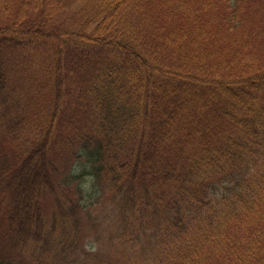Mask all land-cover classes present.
I'll return each mask as SVG.
<instances>
[{"label": "trees", "instance_id": "16d2710c", "mask_svg": "<svg viewBox=\"0 0 264 264\" xmlns=\"http://www.w3.org/2000/svg\"><path fill=\"white\" fill-rule=\"evenodd\" d=\"M3 53L43 54L53 93L0 164L13 220L59 156L70 213L119 220L114 264H264V0H0Z\"/></svg>", "mask_w": 264, "mask_h": 264}, {"label": "rangeland", "instance_id": "374dc122", "mask_svg": "<svg viewBox=\"0 0 264 264\" xmlns=\"http://www.w3.org/2000/svg\"><path fill=\"white\" fill-rule=\"evenodd\" d=\"M1 55L5 59L0 61V72L6 75L7 88L0 95V108L5 111L0 116V164L5 158H11L12 146L16 148L18 142L34 134V129L38 128V117L46 115L53 99V93L48 88L49 76L45 72L43 54L27 60L8 53ZM19 120L29 131L24 130L18 141L13 124ZM60 153L64 154V151ZM62 162L66 161L57 156L55 167L60 172L52 174L56 194L47 196L45 201L49 205L42 206L36 225L22 223L20 219L19 222L13 220L16 215L14 210H17L15 188L9 190L5 183L0 182V246L5 247L0 253L11 251L16 264H114L111 253L119 249L115 243L119 220L114 223L104 210H99L95 220L83 214L76 215V219L70 213L72 198H78L79 194L75 189L76 183L65 185L63 175L69 162ZM76 169L78 174L81 173V168ZM83 179L89 181L90 178ZM87 187L90 185L87 184ZM57 200L63 202L69 216L62 212ZM19 217L23 218V215Z\"/></svg>", "mask_w": 264, "mask_h": 264}]
</instances>
